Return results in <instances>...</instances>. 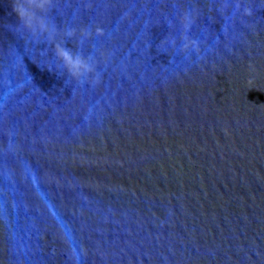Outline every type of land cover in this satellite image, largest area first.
Wrapping results in <instances>:
<instances>
[{"label": "water", "instance_id": "obj_1", "mask_svg": "<svg viewBox=\"0 0 264 264\" xmlns=\"http://www.w3.org/2000/svg\"><path fill=\"white\" fill-rule=\"evenodd\" d=\"M0 264H264V0H0Z\"/></svg>", "mask_w": 264, "mask_h": 264}]
</instances>
